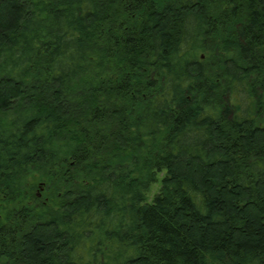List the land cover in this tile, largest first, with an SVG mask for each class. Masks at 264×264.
Wrapping results in <instances>:
<instances>
[{"label": "trees", "instance_id": "obj_1", "mask_svg": "<svg viewBox=\"0 0 264 264\" xmlns=\"http://www.w3.org/2000/svg\"><path fill=\"white\" fill-rule=\"evenodd\" d=\"M0 264H264V0H0Z\"/></svg>", "mask_w": 264, "mask_h": 264}]
</instances>
